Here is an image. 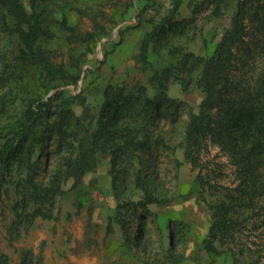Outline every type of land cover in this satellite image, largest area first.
Wrapping results in <instances>:
<instances>
[{
  "label": "rangeland",
  "instance_id": "obj_1",
  "mask_svg": "<svg viewBox=\"0 0 264 264\" xmlns=\"http://www.w3.org/2000/svg\"><path fill=\"white\" fill-rule=\"evenodd\" d=\"M22 3L40 13L46 31L39 41L42 52L74 78L48 79L24 65L17 37L5 30L4 22L9 27L12 22L0 6V132L15 127L16 119L39 96L46 100L62 92L72 111L71 127L80 138L87 127L95 129L107 88L136 96L142 87L150 101L160 104L162 115H167L159 124L164 126L161 135L171 150L158 153L160 146L142 153L143 160L156 156L159 161L157 196L167 202L139 206L148 213L142 250L137 246L135 232L140 221L133 204L143 193L122 185V177L110 163L109 146L99 153L98 166L80 176L77 187L76 167L74 176L73 167L67 170L63 166L64 155H52L45 182L53 187L42 208L43 216H31L41 203L32 202L26 209L17 206L16 212L14 188L7 184V177L0 181V264H264V210L258 209L264 196L254 200L257 207L253 211H231L238 225L232 236L216 243L222 251L218 260L213 262L196 248L208 233L212 209L238 197L236 187L242 182L239 172L244 167L240 168L239 155L221 150L210 136L196 167L179 144L204 98L197 71L190 70L212 54L231 28L237 0H182L171 22L164 24V31L147 44L145 55V39L172 11L174 0ZM244 25L246 37L237 49L236 81L251 87L264 72V0L247 5ZM110 102L114 106L106 121L113 112L121 111L126 100L119 97ZM243 140L249 143L250 138L233 136L232 149H238ZM253 168L254 176L242 170L243 174L264 182V163L255 162ZM199 174L202 194L195 192ZM129 178L133 180L132 172ZM172 256L183 259L177 263Z\"/></svg>",
  "mask_w": 264,
  "mask_h": 264
},
{
  "label": "trees",
  "instance_id": "obj_2",
  "mask_svg": "<svg viewBox=\"0 0 264 264\" xmlns=\"http://www.w3.org/2000/svg\"><path fill=\"white\" fill-rule=\"evenodd\" d=\"M181 1L174 0L172 11L147 36L142 50L144 55L147 44L155 41L164 31V24L171 22L173 13L177 11ZM252 1L254 0H237L231 28L221 36L212 54L190 70L197 71V84L203 91L204 98L199 113L191 117L179 144L182 145L186 159L194 167L197 166L199 154L209 136L217 142L221 150L234 157L239 155L240 168L244 167L242 170L246 173L253 171L255 162L264 163V72L256 77L251 87H245L241 81H236L239 62L237 49L245 42L244 20L247 5ZM0 6L12 22V27H9L8 22H4L5 30L17 37L21 46L19 59L24 65L36 69L48 79L74 78L62 64L53 63L40 49V38L46 32L42 27L40 13L28 10L22 0H0ZM192 78L196 81L195 77ZM143 90L145 89L142 87L137 89L136 96H123L124 90L116 92L112 87L107 88L102 115L96 122L95 129L87 127L85 134L80 138L77 130L71 127L72 111L67 100L63 99L62 92H56L46 100L39 96L30 103L24 113L16 119L15 127L0 132V181L4 182L7 177V184L16 192L18 199L14 210L18 212L17 206L26 209L32 202L41 203L43 205L31 216H43L42 208L49 200L48 193H52L53 187L51 183L49 188L47 181L45 182L52 155H64L63 166L67 170L76 167L78 177L74 187H77L80 176L98 166L99 153L109 146L112 154L110 163L122 177V185L126 186L125 188L135 187L143 193L142 199L133 204V209L140 221L135 232L137 246L144 250V221L148 213L140 210V207L166 203L167 200L157 196L161 187L158 183L159 161L156 156L143 160L142 153L152 152L160 146L162 149H159L158 153L166 152L170 151L171 147L164 142L161 135L164 126L159 124L161 117L167 115H162L160 104L150 101ZM119 97L126 100V103L120 105L121 111L113 112L112 118L104 120L113 105L110 101ZM170 121H173L172 118ZM236 134L241 138L249 137V143L243 140L237 145L238 149H232L230 140ZM223 136L226 139H222ZM242 170L239 172L242 182L236 187L238 197H232L229 203H221L212 209V223L208 233L201 243L196 245V248L205 252L213 262L222 254L216 243H222L224 237L232 236L234 227L238 225L231 211L237 208L253 211L257 207L254 200L264 196V182L244 175ZM130 172L134 176L133 180L129 178ZM255 172L256 170L252 175ZM148 182L152 185H147ZM203 190L199 174L195 181V192L202 194ZM260 208L264 210V201L258 207ZM258 217L261 218L262 215L259 214ZM246 219L244 217L243 220ZM171 258L177 259V263L183 259L176 256Z\"/></svg>",
  "mask_w": 264,
  "mask_h": 264
},
{
  "label": "water",
  "instance_id": "obj_3",
  "mask_svg": "<svg viewBox=\"0 0 264 264\" xmlns=\"http://www.w3.org/2000/svg\"><path fill=\"white\" fill-rule=\"evenodd\" d=\"M72 171H73V175L75 176L76 175L75 167H73Z\"/></svg>",
  "mask_w": 264,
  "mask_h": 264
}]
</instances>
